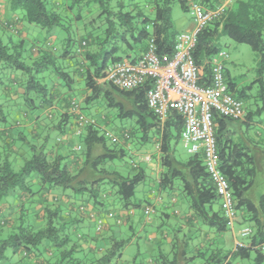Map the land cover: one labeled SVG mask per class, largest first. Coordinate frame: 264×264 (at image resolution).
<instances>
[{
    "label": "trees",
    "instance_id": "obj_1",
    "mask_svg": "<svg viewBox=\"0 0 264 264\" xmlns=\"http://www.w3.org/2000/svg\"><path fill=\"white\" fill-rule=\"evenodd\" d=\"M59 1L8 0L11 12L13 14L22 12L23 16L20 18L15 15L19 18H14L13 22L4 20L0 23V28L8 35L7 44L0 39V70H12L22 74V78L17 76L9 79L8 82L0 77V126L5 127L1 130L0 139L6 141V149L0 151V201L20 192L30 198L28 208L31 210L37 207V197L42 198V194L45 196L54 192L56 188H61L65 192L69 191L71 198L87 199L91 203L93 201L96 205H102L99 201L103 197L102 186L107 184L117 190V194L125 203L124 208L129 211L136 188L145 180L146 175L137 166L133 167L134 175L128 177L117 171H108L107 163L123 158L125 151L109 148L107 141H111L115 147L126 144L133 134L127 131H123L119 136L111 134L117 138L113 142L107 136L108 132L102 135L95 129L97 125L95 120L88 125L84 121L81 122L82 117L85 121L87 118L81 114L80 104L75 100L68 104L69 109L67 108V113L62 115V121L56 128L64 134L65 122L75 120L78 134L81 129L87 130L85 136L87 152L86 159L82 158L83 163L78 164L77 167L74 166L72 155L51 154L48 156L43 151L45 146L40 152L32 146L35 153L25 162L20 172L15 171L14 163L11 161V151L15 140L9 133L14 127H20L21 123L8 120L9 103L12 101L16 106L12 116L25 108L32 112L53 109L58 95L52 87L54 77L60 80L63 86L73 90V77L56 65L58 59L70 58V46L73 39L71 37L65 39L66 47L59 57L55 55L53 43L57 40L55 36L57 29L66 31L68 34L67 25L74 19L76 22L83 20L81 14L74 15L73 7L86 0ZM95 1L100 3L103 12L97 16L99 22L93 20V23L95 26L98 24L100 26L94 29L95 35L89 32V35L79 40L80 48L77 50V55L83 59L79 75L84 80L87 90L90 91L85 101L91 103L104 97L108 107L115 108L119 112L120 119L135 120V130L142 133L143 140H149L150 133L158 137L162 168L159 186L163 190L173 189L176 181L181 182L183 193L189 202V210L194 215V220L185 227L189 236L185 239L192 240L196 231H199V236L202 235L204 239L199 248L193 249L192 257L187 256V251L190 249L189 243L183 242L184 248L178 246L176 248L172 240L175 259L168 263L190 264L202 259L206 264H232L233 259L250 260L251 253L255 252V264H263L264 195L259 200H254L248 196V193L255 185L257 168L262 169L264 157L261 154H250L245 146L233 137L235 134L230 131L228 122L235 120L215 114L216 139L221 169L230 183L236 202L235 221L240 215L243 223L249 225L248 228L252 233L248 237L242 236L244 240H248L246 243L236 240L235 249L224 254L219 246H215L216 237L234 229V225L230 226L225 218L222 204L218 203L221 199L207 172L203 154L191 155L186 161H180L175 157V146L182 140L183 118L176 111H171L168 120L164 124L160 123L147 105L146 95L152 88L150 82L135 91L126 92L115 88L106 81V77L110 61L112 63L124 61L118 56L123 47L133 50L139 45L138 50L144 53L149 37L152 35L156 38L158 53L163 62H168L173 57L175 39L178 34L173 30L172 4L174 2H177L186 13H190L193 2L199 3L207 11L224 7L220 17L198 36L194 49L193 55L197 65L204 68L201 86H208L211 83L208 61L220 52L218 41L223 36L238 44L250 46L259 56V69L263 73L264 0H154L150 6L155 8L154 20L140 12L138 6L133 5V12L128 11V7L122 0H115L117 5L115 8L109 4L114 0ZM115 10H117L116 13ZM25 23L35 25L48 35L44 40L37 37L29 50L26 49L29 34L27 35L22 28V24ZM91 46L95 48L94 51H89ZM25 54H28L26 55L28 62H26ZM225 76L229 92L243 103L245 94L241 93L236 97L235 85L227 80V71ZM262 79L263 77L254 84L259 82L263 85ZM262 98L264 100V86ZM74 104L79 107V111H73ZM263 110L264 107L259 111ZM53 114V111H49L48 117L52 118ZM251 116L252 113L247 114L245 109L244 119L237 122H252ZM126 134L129 135L127 139ZM21 136L24 139V135L21 134ZM20 141L22 140L19 139ZM69 150L72 151L71 146ZM28 179L35 184V189L38 188L36 191L33 190L34 187ZM57 201L59 200L54 198L53 203ZM46 203L48 201L41 203V206H44L43 211L35 208V219L32 222H23L20 226H15V224L10 225L6 219L3 220L4 222L0 220V228L6 227L7 224L10 226L6 238L2 239L5 231L0 230V264H11L7 257L8 249L12 250L13 256L20 264L24 262L29 264H120L123 251L130 240L117 239L116 234H119L114 229L124 224L123 220H126L124 217L116 220L109 237L103 233L104 225L98 228V222L101 219H97L93 213H90L89 220L95 221L98 235L88 239L75 227L73 220L65 215L62 207L54 209V207L45 206ZM87 206L88 204L81 203L78 209L85 211ZM26 207L20 209L21 212H28ZM134 207L139 206L134 205ZM41 212H43V218L39 220ZM129 228L132 230V226ZM180 229L183 230L184 227L181 226ZM101 243H106V247L103 248Z\"/></svg>",
    "mask_w": 264,
    "mask_h": 264
},
{
    "label": "rangeland",
    "instance_id": "obj_2",
    "mask_svg": "<svg viewBox=\"0 0 264 264\" xmlns=\"http://www.w3.org/2000/svg\"><path fill=\"white\" fill-rule=\"evenodd\" d=\"M51 1L53 2V0ZM54 1L60 2L59 0ZM89 1L86 0L85 2H79L75 8L73 7L74 15L77 16L78 14H81L83 20L76 22L74 19L71 24L67 25L69 28L68 34L66 31H62L60 29H57L55 33L57 40L53 43V49L56 50L55 55L57 57L61 56L64 48L66 47L65 39L67 37H71L73 39V43L70 46V58L67 61L64 59H58L56 64L57 67L62 68L70 74L72 70L67 66L73 65V68H75L79 63H81V58H79L77 55V50L80 48L79 40H81L82 37H86L89 32L95 35L94 29L100 26V24L95 26L93 20L99 22L97 16L103 12L101 5L95 0ZM122 1L124 2L125 6L128 7V11L133 12V5L138 6L140 7V12L154 20L155 8L150 7L152 6L151 2L154 0H133L132 2L129 0ZM109 4L113 8L117 6L115 0ZM116 12L117 10H115V13ZM8 15L12 16L10 6L8 9ZM16 15L22 17L23 13L18 12ZM172 21L174 24L173 30L176 33L178 32V34L187 32L185 29L191 28L195 24L191 13L184 12L177 2L172 4ZM25 26L29 34V39L26 46V49L28 50L37 37H39L40 40H44L48 36L45 31H42L35 25L25 23ZM0 39L3 40L4 44H7L8 35L2 30V28H0ZM14 40H16V38ZM218 45L221 49V52H225L229 55V59L224 62L225 70L228 72L227 80L235 85L236 97H238L241 93L245 94V98H243L244 107L248 113H252L251 125L247 127L241 122H228L229 129L235 134L233 137H236L237 142L245 146L250 154L257 155V153H259L264 157V110L259 111L264 107V100L262 98L264 84L262 85L259 82L254 84L262 77L264 82V72H260L259 69V56L252 50L250 46L238 44L225 36L220 38ZM138 49L139 45H137L133 50L123 47L118 56L122 57L124 61L127 59L132 60L137 54L141 55V52ZM94 50V47H89V51ZM26 55L28 54H25L26 62H28ZM111 64L112 61H110L108 65L110 66ZM13 75H17L18 78H22V74L20 72H14L12 70H0V77L5 82H8ZM68 89L69 88L67 86L62 85L61 90L63 91H61V95L68 94ZM86 94L87 89L84 82L74 84L72 90L74 100L80 104L81 114L85 116L89 122H92L93 120L97 122V125L95 126L96 130L100 131L102 135L108 132L112 135L119 136L123 131L133 134L126 144H119L115 147L111 144V141H107V146L109 148L117 150L123 149L125 151V156L113 162H108L106 169L108 171H117L121 175L128 177L134 175L135 172L133 167L137 166L143 172H145L146 175L145 180L136 188L135 196L131 200L132 204L129 208V211L125 210V203L117 194V190L107 184L102 186L103 197L99 199L102 205H96L93 201L91 203L93 206V214L97 219L99 218L102 220L105 228H108L110 225H115L116 220L118 221L121 217H127L131 219V222L129 223L127 220H123L124 224L114 229L119 234H116L117 239L126 241L130 240L129 245L123 251L120 264H169L173 262L175 259L174 250L172 243L169 242V239L173 240V244L175 243L176 248L177 246L184 248V244L189 243L190 249L187 251V256L192 257L193 249L199 248L204 239L202 238V235L201 237L199 236V231H196L192 236V240H186L185 238L189 237L188 230L185 228L183 230L180 229V220H178L177 216H175L173 213V203L171 200H169V197L172 196L175 198L173 199L174 202L177 200L176 204L177 202H181L179 205L184 210H186V212L189 210V202L183 193L181 182L176 181L173 189H165L163 191L164 193H162V196L165 194H167V196H165L162 201L158 202L155 199L156 197H159V177L149 166V162L146 157H151L150 161L152 163H157L159 157L158 137L154 133H150L149 140H143L142 133L135 130V120L120 119L118 117L119 112L115 108L108 107V102L104 97L98 98L94 102L86 103L84 101ZM22 107L24 108V106ZM7 108L10 110V112H8V120L10 122L17 120L16 114L12 116V113L16 108L12 101L9 103ZM5 111L7 112V109H5ZM25 111H27L32 117L42 114L43 117L39 125L43 126L44 122V125L47 126V129H40L38 132L39 136H34V134L31 133L32 128H13L16 140L19 139L18 137H20L21 134L24 135V139H21L22 141L18 142L17 144V146L24 151V154H22L20 157H14L11 155V161L14 163L13 166L16 172H20L25 162L30 160L34 155L35 152L32 146L36 147L39 152L41 151V148L45 146L43 151L46 153V155L50 156L52 149L57 148L61 144H65L63 142V133L54 127L58 125L59 121L53 122L52 120L48 119L46 113H44V110H41V112L40 110L37 112H32L28 110V108H25ZM80 132L82 135L77 133L75 127L74 136L72 137L71 152L74 154V157L78 156L86 159L87 148L85 144V136L87 134V130L81 129ZM189 146L190 144L186 145L183 140H180L175 146V157L180 161H186L189 156H191V154L188 152ZM262 163V169L260 170L257 168L255 185L248 193V196L254 200H259V198L264 195V159L262 160ZM28 180L34 187L35 184L30 179ZM37 189H35V187L33 188L34 191ZM54 192L55 193L53 194H55L57 197L65 198L66 196L70 195L69 191L65 192V190L61 188H56ZM64 193H66V195H63ZM180 196L183 198L180 199ZM17 199L18 197L12 198V196H10L9 198L3 200L2 203L5 204L2 205H6V207H15L14 204L17 202ZM218 203L219 205L222 204L220 201ZM163 204H166L167 206L170 205L171 207L164 211L160 208ZM134 205H138L139 207L135 208ZM45 206H51V208L54 207L55 209L56 207H61L62 203L58 201L53 203V201H51L50 203H46ZM28 207L29 206L27 205L26 208L28 212H21L17 211L16 208H12L9 212H7V214L3 215V218L0 216V220L3 221L6 219L10 222V225L15 224V226H20L23 222H32L35 219V208L29 210ZM147 207H150L155 211L150 217L144 214V210ZM123 211H125L124 215L122 214ZM126 211L130 212V214H128ZM109 212H117L119 215H117L116 219H111L108 217ZM163 214L168 215L169 218H166ZM239 217L240 215H238V218ZM90 221L92 223V226L90 227V233L93 236H97L98 233L96 232L97 228L95 226V221ZM130 225L132 226V230L129 228ZM6 227L0 228V230L2 229L5 231V233H3V236H5L2 237V239L7 237V232L10 230V226H8V224ZM248 227V224L239 222L238 220L235 221L234 229H230L228 232L216 237L215 246H219L224 254L232 252L235 249L236 240L237 242L242 243H246L248 241L244 240L245 238L242 237V231ZM204 228L208 229L206 227ZM105 235L110 237L111 233H105ZM150 235H155L157 240L152 239ZM183 242L185 243L183 244ZM102 247L105 248L106 243H104ZM7 257L9 258L8 260L11 264H20L17 258L13 256L11 249L7 250ZM255 257L256 253L252 252L250 260L233 259L231 263L255 264ZM22 264L29 263L24 262ZM190 264H206V262L202 259H198L194 262H191Z\"/></svg>",
    "mask_w": 264,
    "mask_h": 264
},
{
    "label": "built area",
    "instance_id": "obj_3",
    "mask_svg": "<svg viewBox=\"0 0 264 264\" xmlns=\"http://www.w3.org/2000/svg\"><path fill=\"white\" fill-rule=\"evenodd\" d=\"M224 7L214 11L205 10L202 5L193 2L190 13L194 20L192 30L176 36L173 57L163 62L158 53L156 38L149 37L145 52L133 61H120L108 67L106 81L115 88L132 92L152 84L146 98L149 109L164 124L171 111H176L183 118L181 138L189 145L191 155L203 154L207 172L210 174L222 202L225 218L233 227L236 220V202L230 183L221 169V161L216 139L215 114L235 121L245 117L244 104L229 92L225 76L224 62L229 59L225 52H219L208 61L211 71V83L201 86L204 68L197 65L194 49L198 36L223 13ZM73 111H79L74 104ZM92 123L82 117L81 122ZM81 134V132H79ZM113 142L117 140L107 133ZM126 139L129 135L126 134ZM155 211L147 207L144 214L150 217ZM103 222H98L102 228ZM251 229L242 231L243 237L251 234Z\"/></svg>",
    "mask_w": 264,
    "mask_h": 264
},
{
    "label": "crops",
    "instance_id": "obj_4",
    "mask_svg": "<svg viewBox=\"0 0 264 264\" xmlns=\"http://www.w3.org/2000/svg\"><path fill=\"white\" fill-rule=\"evenodd\" d=\"M8 9H9V5H8L7 1L6 0H0V23H2V21H4V20L5 21L8 20V21H12L13 22L14 18H19L20 17V16L17 17L18 15L15 16L16 14H13V13H12V16L8 15ZM22 28H23V30H25V32L28 35L27 28H26L25 24H22ZM192 28L193 27L185 29V30L186 31H190V30H192ZM142 54L143 53L141 52V55ZM141 55L137 54L134 59H132V60L127 59L126 61L138 60V58ZM64 60L67 61L68 59H64ZM82 61H83V59H81V63H79L75 68H73V65H68L67 66V67L71 68V70H72L71 74L69 72L65 71L71 77H73V86H74L75 83L84 82V80L79 75V70L82 67L81 66L82 65ZM16 77H17V75H13L11 77V79H14ZM52 81H53V86L52 87L54 88L53 90L58 92V95L56 96V104L53 107V109H50V110L44 109V113H46V116H47L48 119L52 120L53 122L59 121V123H60L62 121V115L67 113V111L69 109L68 108L69 107L68 104L72 100H74V97L72 95V89H68V94L61 95V91H63V90H61L62 84H61L60 80H58L56 77H54ZM100 83H102V81H100ZM15 90H18V89L15 88ZM89 95H90V91L87 90V94L84 97V101L86 100V98ZM49 111H51V112L53 111L54 112L52 118H50V116L48 117ZM246 113L248 114L247 111H246ZM16 115H17L16 116L17 120H14L13 122L14 123L16 121L20 122L21 123L20 127H27L29 129L32 128L31 129L32 130L31 133L34 134V136H39L38 132L40 131V129L41 130L47 129L46 128L47 126L44 125V122H43V126L39 125L41 120H42V117H43L42 114L41 115H36L35 117H32L31 115L28 114L27 111H25V109H21V110H19L16 113ZM59 123H58V125H59ZM75 124H76L75 120H68V121L65 122L66 127L64 128L65 130H64V134H63V142L65 144H61L57 148L52 149L51 154H54V155L62 154L63 156L72 155L71 159L74 160L72 162L74 163V166L76 165V167H77L78 164L80 165L81 163H83V160H82L81 157H78V156L75 158L73 153L71 152V150H69V148H70V146L72 144V137L74 136ZM242 124H244V125H246L248 127L249 125L252 124V122H248V123L246 122V123H242ZM57 126H54V127L56 128ZM4 128L5 127L3 125L0 126V135H1V130H3ZM59 131L61 132V130H59ZM9 134L15 140V143L13 145L14 146L13 150L11 151L12 155L14 157L22 156V154H24V151L17 146V144L19 142V139L21 140L22 136L20 135L19 139L16 140L15 132L13 130ZM230 134H231V132H230ZM235 139H236V137H235ZM5 145H6V141L0 139V151H3V150L6 149ZM257 155H259V153H257ZM146 159L149 162V166L152 168V170L159 177L158 183H160V177H161V174H162V168L160 166V154H159L157 163H152L150 161L151 157H146ZM163 191L164 190L160 188L159 197L155 198L158 202L162 201L163 198L165 196H167V194L162 196V193H164ZM53 193H55V192H52V193L47 194L45 196H44V194H42L41 195L42 198L41 197H37L38 204H37V207H35V208L42 210V208L44 206H41V203H43V201H46V202L48 201V203H49V202L53 201L54 198H57L62 203L61 207L63 208V211H65V215L67 217H69L70 220H73V222L75 223V227L84 234V237L86 236L88 239L93 238L92 237L93 235L90 233V231H91L90 227L92 226V223L89 220L90 213H93V206H92L91 202H89V200H87V199H84V200L83 199H76V198H71L70 196H66L65 198L57 197V196L55 197V194H53ZM63 195H66V193H64ZM15 197H18L17 202L14 204L15 207H13V206L6 207V205H2V204H5V203H2L3 201L0 202V216H3L4 214H7V212H9L12 208H16L17 211H19L20 209H24L28 205V203L31 202L30 198L28 196H25V195H23L20 192L15 194L14 196H12V198H15ZM182 198L183 197L180 196V199H182ZM173 199H175L174 196L169 197V200H171L172 203H173V206H172L173 207V213H174L175 216H177V219L180 220L179 224L182 227L185 228L187 225H189L194 220V215H193L192 211H190V210H188L186 212V210H184L179 205V203H181V202H179V203L177 202V204H176L177 200L174 202ZM81 203L88 204V206H87L88 208L85 211H80L78 209L79 205H81ZM170 207H171L170 205L167 206L166 204H163L160 208L165 211V210H168ZM36 209H35V211H36ZM124 213H125V211H123L122 214L124 215ZM117 215H119V214H117V212H109L108 213V217L111 218V219H113V218L116 219ZM120 215H121V212H120ZM163 215L166 218H169L168 215H166V214H163ZM42 218H43V212H41V218L39 220H41ZM121 218H123V217H121ZM124 218L127 220L128 223L131 222V219H129L127 217H124ZM238 221L243 223L242 217H239ZM114 227H115V225H112V226L110 225L108 228L104 229L103 233L104 234L105 233L106 234L107 233H111V231L113 230ZM150 237L152 239H154V240H157V237L155 235H150ZM169 242L172 243V240L169 239ZM31 264H35V263H31Z\"/></svg>",
    "mask_w": 264,
    "mask_h": 264
}]
</instances>
